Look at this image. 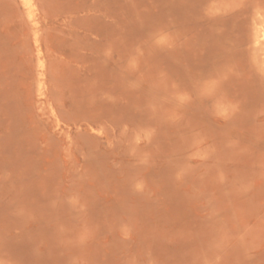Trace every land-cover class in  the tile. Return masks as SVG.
<instances>
[{"label": "rangeland", "instance_id": "rangeland-1", "mask_svg": "<svg viewBox=\"0 0 264 264\" xmlns=\"http://www.w3.org/2000/svg\"><path fill=\"white\" fill-rule=\"evenodd\" d=\"M0 0V264H264V0Z\"/></svg>", "mask_w": 264, "mask_h": 264}, {"label": "bare ground", "instance_id": "bare-ground-1", "mask_svg": "<svg viewBox=\"0 0 264 264\" xmlns=\"http://www.w3.org/2000/svg\"><path fill=\"white\" fill-rule=\"evenodd\" d=\"M24 2H25V4H28V0H25Z\"/></svg>", "mask_w": 264, "mask_h": 264}]
</instances>
